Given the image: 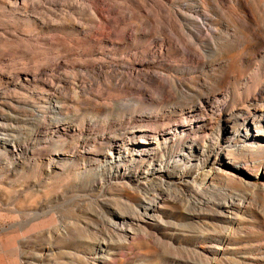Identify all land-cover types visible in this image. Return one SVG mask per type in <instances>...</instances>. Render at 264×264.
<instances>
[{
  "label": "rangeland",
  "instance_id": "374dc122",
  "mask_svg": "<svg viewBox=\"0 0 264 264\" xmlns=\"http://www.w3.org/2000/svg\"><path fill=\"white\" fill-rule=\"evenodd\" d=\"M192 12L204 28L193 42L184 28L193 29L191 23L179 16L194 18ZM259 39H264V0H0V264H90L101 256L112 264H202L200 253L217 245L225 214L215 207L198 209L200 195H178L180 201L146 229L157 230L161 240L126 227L133 235L124 244L116 229L119 213L133 218L142 201L154 199L158 182L148 180L137 192L134 182L124 190L104 178L100 154L109 146L106 135L138 126L153 128L148 133L154 134L187 121L194 114L188 107L170 112V103L182 102L173 81L193 75L184 73L186 67L218 54L239 57L233 84L242 97L256 94L264 82ZM47 85L68 100L75 130L46 119ZM78 140L84 155H70ZM12 143L21 150H13ZM174 150L164 147L149 162L157 168ZM186 165L173 167V173ZM247 177L252 184L263 182L260 175ZM183 186L162 187L176 193ZM222 187H239V196L251 199L249 211L226 215L257 238L248 240L255 242L249 246L244 235H233L230 242L243 240L221 247L224 260L264 264V191L253 193L235 179L224 180ZM54 226L61 232L43 235Z\"/></svg>",
  "mask_w": 264,
  "mask_h": 264
},
{
  "label": "bare ground",
  "instance_id": "6f19581e",
  "mask_svg": "<svg viewBox=\"0 0 264 264\" xmlns=\"http://www.w3.org/2000/svg\"><path fill=\"white\" fill-rule=\"evenodd\" d=\"M2 1L5 2V0ZM19 1L23 3L25 0ZM211 1L218 3L222 0ZM192 13L195 15L194 18L185 16L183 13L179 16L191 23L193 29L186 26L184 28L193 42V39L199 36L198 34L204 32V28L197 12ZM259 41L264 45V39ZM246 42L245 40L242 44V49L248 46ZM238 58L218 54L199 66H190V70H187V67L184 69V73L188 75L191 72L193 75L174 79L175 94L182 98V102L170 103V112L177 113L188 107L194 114L185 117L187 121H177L154 134L148 133L153 128L146 129L138 126L129 131L106 135L104 142L109 146L100 154L103 159L98 163L104 178L108 181H116L125 188L124 190L135 182L136 185L132 187L135 192L141 190L148 180L156 179L158 182L154 199L150 203L142 201L140 210L131 213L135 215L133 218H127L125 214L119 213L117 221L121 220V223L116 222V229L124 244L129 242L133 235L127 232L128 229H137L161 240L162 236H158L157 230L146 232L149 224L165 214L167 208L174 207L182 198L178 195H200V200L195 198L198 209L206 211L215 207L216 211L225 214L221 221L222 234L216 241L218 246H212L210 251L200 253L202 264H251L245 260H224V250L221 249V247L230 246L231 243H241L243 239L230 242L233 235L239 237L244 235L245 244L249 246L254 245L255 242L248 243V240L256 241L257 239L249 238L246 234L247 230L245 231L246 227L243 228L241 223L235 221V218L232 219L231 216L226 215L234 214L241 209L249 211L251 199L240 197L239 194H243V191L239 187L233 190L228 187L223 188V181L235 179L238 184L251 188L253 193L264 191V82L258 85L256 94H247L242 97V94L237 92L238 85L233 84V79L238 75L236 67ZM244 82L248 83L249 78H245ZM47 88L46 92L51 95L47 109L50 117L46 118L48 114H45V118L64 129L75 130L76 125L71 122L67 114L70 107L68 100L58 87L53 88L47 85ZM186 89L190 91L189 94L185 91ZM81 94H84L83 90ZM256 95L263 104H259ZM242 101L244 104L240 105ZM209 107L210 112H208ZM149 113L158 116L157 112ZM202 133H206L203 138L193 137L195 134ZM126 136L132 137V140L122 142ZM79 142L78 140L75 143L77 149L69 153L70 155H84L78 148ZM97 144L101 145L103 141ZM11 147L15 151L21 150V146L15 143H12ZM164 147L175 149L173 152L176 154L165 156L156 168L154 160L149 162V158ZM94 149L91 148V150ZM89 151V148L85 150L87 153ZM100 151L99 148L95 152ZM256 151L261 152L263 156L252 157ZM26 160L25 157L21 158L22 163ZM89 160L96 161L94 158ZM184 162H187V165L183 166L178 173H173L172 168L180 167L184 165ZM187 175L192 176L191 181L186 182ZM246 175L254 177L260 175L263 182L252 184ZM184 182L185 186L176 193L167 192L166 187H162L167 183L177 186ZM201 194H210L212 197L208 198ZM216 194L223 195L222 199L213 197ZM33 210L37 208L33 207ZM231 225H234L232 230ZM58 232L61 231L57 226L42 231L43 235ZM118 261L122 262L120 259ZM89 263L112 264L110 259L108 261L102 256L93 257Z\"/></svg>",
  "mask_w": 264,
  "mask_h": 264
}]
</instances>
